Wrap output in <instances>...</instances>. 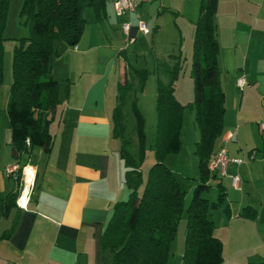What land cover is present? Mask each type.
<instances>
[{"label": "crops", "instance_id": "1", "mask_svg": "<svg viewBox=\"0 0 264 264\" xmlns=\"http://www.w3.org/2000/svg\"><path fill=\"white\" fill-rule=\"evenodd\" d=\"M155 1L157 7L151 4L153 0H140L136 12L128 17L115 14L112 0H108L101 19H96L93 9L92 15L83 13L84 31L74 46L60 42L51 65L61 98L50 114L51 150L33 146L16 156L11 148L7 160L0 151V200L12 190L17 192L15 200L0 203V264H111V254L101 246V234L114 204L129 192L120 138L112 131L118 84L129 70L128 61H119L124 50L121 24L130 19V33L137 43L148 34L137 30L138 18L155 14L157 30L159 19L173 10L184 17L186 10L187 0ZM199 2L193 0L194 13L187 17L192 26ZM214 22L224 103L228 99L233 108L237 106V116L243 121L234 131L226 123L224 111L223 133L211 158L223 145L229 156L244 158L240 164L229 163L225 175L214 173L224 176L217 181L226 193L221 224L214 234L224 244L221 264H244L252 262L251 258L259 264L264 259V141L258 145L255 135L264 132L260 126L264 123L260 119L264 85L246 60L255 47L264 49V0H217ZM220 23H226L230 33L223 45L218 35L224 28ZM240 52L246 54L242 63L236 60ZM172 55L176 54H167L175 61ZM241 75L248 82L242 89L236 85ZM252 102L262 112L244 110ZM11 166L15 168L8 171ZM27 169L31 180L26 187ZM232 174L239 176L236 186Z\"/></svg>", "mask_w": 264, "mask_h": 264}, {"label": "trees", "instance_id": "2", "mask_svg": "<svg viewBox=\"0 0 264 264\" xmlns=\"http://www.w3.org/2000/svg\"><path fill=\"white\" fill-rule=\"evenodd\" d=\"M108 0H23L22 11L31 20V32L15 46L12 57V82L7 115L10 124L11 148L14 155L28 153L33 146L49 152L53 135L48 129L50 114L60 103L59 82L51 74L52 60L58 55L57 46L65 42L74 46L84 27L86 8L93 9L101 19ZM217 0H200L194 22L191 76L194 97L189 103L199 130L195 143L198 156L199 181L189 203L184 208L186 191L164 163L166 155L177 153L181 147L180 128L184 104L174 95V81L183 67L180 55H172L175 62L169 67V81L157 82V126L154 139V162L144 178L141 169L145 149L143 118L135 100L131 108L135 115L136 152L131 151L125 136L126 123L123 104L131 90L125 72L118 84L116 104L112 112L113 135L120 138L127 198L117 201L101 234V246L111 254V264H167L170 244L176 235L177 224L186 213L182 264H221L223 243L214 234L215 225L210 211L222 205L223 186L218 182V201L201 195L215 177L208 168L217 139L223 133L224 91L220 85L218 68V40L214 14ZM9 0H0V83L2 81L3 30ZM139 82L146 70L135 69ZM28 141V143H27ZM12 190L4 200H15ZM242 211V215H245Z\"/></svg>", "mask_w": 264, "mask_h": 264}, {"label": "rangeland", "instance_id": "3", "mask_svg": "<svg viewBox=\"0 0 264 264\" xmlns=\"http://www.w3.org/2000/svg\"><path fill=\"white\" fill-rule=\"evenodd\" d=\"M199 1L200 0H198V2ZM22 4L23 0H9L6 22L3 30V76L0 83V151L5 153L6 156H4L3 159L6 157V160L9 158L11 149V145L9 146L10 124L7 115V105L10 98V85L12 82L13 50L15 46L19 45L23 38L28 37L31 32V20L28 14L22 11ZM151 4L153 6L156 4L157 7V1L153 0ZM192 5L193 0L186 1L184 17L175 14V10L172 9L173 12H170V15L159 19L161 25L157 30H155L157 25L156 15L153 14L149 17L143 16L142 19L150 29V33L143 37L140 36L137 43H131V45L128 44L126 46L125 42H122L121 47H124V50L120 51L121 59L119 58V61L126 60L129 62L127 78L130 80V83H132L131 90L127 94L122 110L126 123L125 136L130 142L132 152H136L137 149V137L134 129L135 115L130 105L132 97L143 118L146 154L141 164V169L145 178L149 166L155 160L154 139L157 126V82L160 80L164 84H167L169 81L168 70L175 61L170 60L167 54L175 53L176 55L179 54L181 57L183 67L174 81V95L178 101L185 105L182 112L180 128L181 147L177 153L166 155L164 163L172 170L174 177L186 191L184 208H186L189 203L193 189L199 181L198 156L195 153V143L199 139V130L194 121V110L189 105L194 97V82L190 74L194 25H190L187 18L194 13V7ZM198 9L199 5L195 6L196 16H198ZM92 14V9L88 8L84 10L85 16ZM220 27H222L223 30H219L218 35L220 43L223 45L229 40L228 37L230 33L227 30L226 23H220ZM59 44L57 49L60 48L63 43ZM245 58L246 54L243 55L242 52L236 56V60L238 59L239 63H242ZM246 62L248 65L253 66L255 73L257 72L256 76L259 84L264 85V49L255 47L254 51L248 55ZM135 69L140 71L145 69L147 71L143 82H139V74ZM262 89H264V86H262ZM236 92H238L239 95L240 91L236 90ZM224 106L226 123H231L232 129L236 131V125L241 122V120L243 121L242 118L237 116L238 108L237 106L233 108L231 101L228 99L225 101ZM261 107H264V105ZM261 107L259 108L260 111ZM259 109L257 105H254L252 102L250 107L244 110L250 113H256ZM260 117L261 121L264 122V115ZM255 139L258 145H261V142L264 141V132H258L257 135H255ZM223 146L225 147V145ZM3 167L4 166H1V169H3ZM223 177L224 176L218 174L212 178L213 181L208 183L207 188L201 192V195L210 201H218L220 188L217 183L220 181H217V178ZM222 191L225 195V188H223ZM222 210L223 208L219 206L210 211V218L213 220L215 228L217 224H221L220 219ZM185 225L186 213L184 209L177 224L176 235L170 244L167 264H182ZM260 250H262V248H260ZM250 261L252 262H245L244 264H258L257 260H253L252 258ZM259 264H264V259H262Z\"/></svg>", "mask_w": 264, "mask_h": 264}, {"label": "built area", "instance_id": "4", "mask_svg": "<svg viewBox=\"0 0 264 264\" xmlns=\"http://www.w3.org/2000/svg\"><path fill=\"white\" fill-rule=\"evenodd\" d=\"M140 4V0H112V6L114 9L115 14L120 16H128L130 17L131 14L136 12L138 6ZM137 30L142 32L143 34L149 33V28L146 23L141 19L138 18L136 22ZM131 29V22L130 19H126L121 24V30L124 34V42L127 46L134 42L135 37L130 33ZM247 80L244 75L239 76L236 78V85L242 89L246 84ZM261 128H264V123H262ZM28 143V141H27ZM244 162V158L237 157V156H229L227 154V150L224 147H220L214 156L208 162V168L213 173H219L220 175L226 174V168L229 163L240 164ZM15 166L9 167L7 170L12 171ZM231 182L233 185H237L239 176L238 174H232Z\"/></svg>", "mask_w": 264, "mask_h": 264}, {"label": "bare ground", "instance_id": "5", "mask_svg": "<svg viewBox=\"0 0 264 264\" xmlns=\"http://www.w3.org/2000/svg\"><path fill=\"white\" fill-rule=\"evenodd\" d=\"M26 178H25V182H26V187L27 185L29 184L30 180H31V173L29 171V169L26 170ZM25 188V187H24ZM25 192H26V189L24 190V192L21 194V198L19 199L20 202H22L25 198ZM27 193V192H26Z\"/></svg>", "mask_w": 264, "mask_h": 264}]
</instances>
